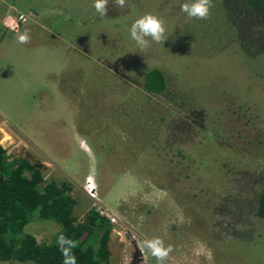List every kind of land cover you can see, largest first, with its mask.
Returning <instances> with one entry per match:
<instances>
[{"label":"rangeland","instance_id":"obj_1","mask_svg":"<svg viewBox=\"0 0 264 264\" xmlns=\"http://www.w3.org/2000/svg\"><path fill=\"white\" fill-rule=\"evenodd\" d=\"M185 2L108 0L100 18L94 0H0L31 35L0 45V144L70 185L76 222L93 208L114 220L110 264H156L138 248L153 237L173 245L167 264H264V11L212 0L209 19L189 20ZM145 14L166 40L141 51L129 30ZM154 68L167 87L149 96ZM58 231L24 228L39 243Z\"/></svg>","mask_w":264,"mask_h":264},{"label":"trees","instance_id":"obj_2","mask_svg":"<svg viewBox=\"0 0 264 264\" xmlns=\"http://www.w3.org/2000/svg\"><path fill=\"white\" fill-rule=\"evenodd\" d=\"M244 3L250 9L264 11V0ZM166 87L160 70L154 68L144 74L142 88L149 96L163 94ZM70 192L69 184L47 182L41 170L26 159L9 160L0 144V262L63 264L57 238L52 243H39L24 232L29 223L41 219L59 226L57 237L64 234L78 242L73 250L77 264H110V221L93 208L76 222L75 200ZM256 216L264 220V186L257 197Z\"/></svg>","mask_w":264,"mask_h":264},{"label":"clouds","instance_id":"obj_3","mask_svg":"<svg viewBox=\"0 0 264 264\" xmlns=\"http://www.w3.org/2000/svg\"><path fill=\"white\" fill-rule=\"evenodd\" d=\"M114 5L123 9L126 6V0H114ZM100 18H104L108 12V0H94L92 5ZM213 7L212 0H187L181 5V11L189 20H207L211 15ZM20 19L27 23V18L21 16ZM164 21L152 14H145L136 19L129 30L130 38L135 45L145 51L151 43L163 44L165 39ZM15 40L20 45H26L31 42L30 30L25 29L15 36ZM57 248L63 258V264H77L76 256L73 250L78 247V242L74 241L64 234L57 237ZM138 248L143 255L145 251L150 253L155 259L156 264H167V261L174 251L173 245H165L164 240L159 237L143 239L138 243Z\"/></svg>","mask_w":264,"mask_h":264},{"label":"built area","instance_id":"obj_4","mask_svg":"<svg viewBox=\"0 0 264 264\" xmlns=\"http://www.w3.org/2000/svg\"><path fill=\"white\" fill-rule=\"evenodd\" d=\"M21 16H24L27 18V21L29 19L28 16H25V15H17V16H14V17H7V23H6V27H8L9 29H12V30H17L20 25H23L25 22L22 21L20 19ZM12 21V23L10 24V22ZM86 185H85V191L86 193L91 197V198H95V186L94 184H92V181L90 178H87L86 181H85ZM92 188H94V190L92 191ZM98 211V210H97ZM101 215H103L100 211H98ZM104 217H106L110 222H113L114 220L113 219H110L108 216H105L103 215Z\"/></svg>","mask_w":264,"mask_h":264},{"label":"crops","instance_id":"obj_5","mask_svg":"<svg viewBox=\"0 0 264 264\" xmlns=\"http://www.w3.org/2000/svg\"><path fill=\"white\" fill-rule=\"evenodd\" d=\"M7 17H10L8 16L7 14H3L1 17H0V45L2 44V42L4 41V37H5V34L6 32H13V33H18L20 32L21 30V26L17 29V30H12V29H9L8 27H6V23H7ZM12 23V21L10 22V24ZM23 26V25H22ZM2 31V32H1ZM79 55H83V53L79 52L78 53ZM84 147L85 144H84Z\"/></svg>","mask_w":264,"mask_h":264},{"label":"bare ground","instance_id":"obj_6","mask_svg":"<svg viewBox=\"0 0 264 264\" xmlns=\"http://www.w3.org/2000/svg\"><path fill=\"white\" fill-rule=\"evenodd\" d=\"M94 190V188H92V191Z\"/></svg>","mask_w":264,"mask_h":264}]
</instances>
